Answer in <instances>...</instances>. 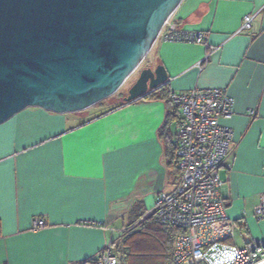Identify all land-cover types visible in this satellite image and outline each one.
<instances>
[{
    "label": "crops",
    "instance_id": "1",
    "mask_svg": "<svg viewBox=\"0 0 264 264\" xmlns=\"http://www.w3.org/2000/svg\"><path fill=\"white\" fill-rule=\"evenodd\" d=\"M246 13L255 14V29L238 31ZM173 18L207 31L215 48L199 68L204 43L158 37L155 64L165 67L170 91L219 86L234 96L226 121L233 159L220 168L222 192L242 244L264 238V216L254 214L264 198V0H181ZM121 101L72 112L28 106L0 123V264L88 260L121 236L135 207L147 215L156 195L173 188L179 171L168 165L160 133L165 99ZM176 124L168 125L175 144ZM37 216L44 227H33Z\"/></svg>",
    "mask_w": 264,
    "mask_h": 264
},
{
    "label": "water",
    "instance_id": "2",
    "mask_svg": "<svg viewBox=\"0 0 264 264\" xmlns=\"http://www.w3.org/2000/svg\"><path fill=\"white\" fill-rule=\"evenodd\" d=\"M180 2L0 0V123L28 106L72 112L114 94ZM167 79L161 63L144 67L122 100Z\"/></svg>",
    "mask_w": 264,
    "mask_h": 264
},
{
    "label": "built area",
    "instance_id": "3",
    "mask_svg": "<svg viewBox=\"0 0 264 264\" xmlns=\"http://www.w3.org/2000/svg\"><path fill=\"white\" fill-rule=\"evenodd\" d=\"M171 12L157 38L170 41L202 42L206 45L199 68L210 60L215 46L208 42L207 31L180 26ZM254 13H246L238 31L255 29ZM156 38V39H157ZM156 41V40H155ZM155 43V42H154ZM179 108L176 124V166L178 179L170 190L160 191L151 213L161 223L178 227L174 241L175 264H258L264 260V238H250L238 245L236 220L229 214L222 192L221 166L233 159L234 130L226 122L234 114V96L225 87L194 86L170 91ZM255 115V108L250 109ZM254 214L264 216V198L254 206ZM46 225L35 217L33 227ZM75 264H125L116 252L114 240L91 258Z\"/></svg>",
    "mask_w": 264,
    "mask_h": 264
},
{
    "label": "trees",
    "instance_id": "4",
    "mask_svg": "<svg viewBox=\"0 0 264 264\" xmlns=\"http://www.w3.org/2000/svg\"><path fill=\"white\" fill-rule=\"evenodd\" d=\"M143 98H162V99H165V101H166L167 117L165 119V123L163 124V127H162L160 133L165 138L167 137V144H166V149H167L166 153L168 155L167 163L170 167L176 168V170H177L178 168L176 166V144L173 143L170 139L168 125H169L170 121L174 118H176L178 121L180 118V114L177 113L178 112V106L174 105V102L171 99L170 89L166 84H163V85L151 90L147 94H145L143 96ZM111 100H113V99H111ZM123 102H125V101L122 100L121 103H123ZM121 103H119V104H121ZM119 104H115L114 106H117ZM133 216H132L133 217L132 220L130 222H128V224H126L125 228H127L128 226H130V225H132L138 221L139 222L142 221L141 223H143L144 221L148 220V222H150L151 224L147 223L145 227H141L142 228L141 231L146 229V232H145L146 234L154 233V234H158V236L166 237L168 239V241L170 242V246H171L170 257L172 259V264H175L174 260H173V248H174L175 237H176L177 233L179 232L178 227L175 225L165 224V223H161V222L157 221L152 213H149L147 215H145V214L143 215L142 212H139ZM137 232H139V231H137ZM126 233L127 232L124 231V233H122L120 237L122 238ZM136 236H138V234H136ZM125 237L127 239L124 240L123 247L120 248V249H122V253H121L122 259L124 260L125 264H141V259L143 257V254L136 253L137 250L134 249V246L132 243V241H133L132 238L129 239V236H125ZM118 239L119 238L114 239V242H115V240H118ZM118 250L119 249H117V251Z\"/></svg>",
    "mask_w": 264,
    "mask_h": 264
},
{
    "label": "rangeland",
    "instance_id": "5",
    "mask_svg": "<svg viewBox=\"0 0 264 264\" xmlns=\"http://www.w3.org/2000/svg\"><path fill=\"white\" fill-rule=\"evenodd\" d=\"M155 55L153 51H149V53L144 57L141 61L137 69L129 76V78L125 81V83L110 97L106 98V100H122V96L127 93L129 86L136 80L138 72L142 67H147L148 65L155 63ZM109 102V101H108ZM143 207L141 208V211ZM139 206L133 211V215L139 213ZM134 217V216H133ZM142 222V221H141ZM136 222L127 228L124 229L127 233L121 238L120 236L118 240H115L114 247L116 252L121 256L122 248L124 240L127 238L125 236H129V239L132 238V243L134 249H136V253L143 254L141 259V264H172V259L170 257L171 254V246L168 239L164 236H158V234L149 233L146 234V229L141 231V227H145L146 224H151L148 220L143 223ZM141 223V224H140ZM124 231L122 233H124ZM139 231V232H137ZM121 234V233H120ZM138 234V236H136ZM235 241L238 244L243 243L242 236L240 232L235 231ZM117 249H119L117 251Z\"/></svg>",
    "mask_w": 264,
    "mask_h": 264
},
{
    "label": "flooded vegetation",
    "instance_id": "6",
    "mask_svg": "<svg viewBox=\"0 0 264 264\" xmlns=\"http://www.w3.org/2000/svg\"><path fill=\"white\" fill-rule=\"evenodd\" d=\"M155 65H156L155 63H152V64H150V65H148V66H151V67H153V68H154V67H155ZM142 68H144V67H142ZM142 68H141V69H142ZM141 69H140V71H141ZM140 71L138 72V75H139ZM138 75H137V76H138Z\"/></svg>",
    "mask_w": 264,
    "mask_h": 264
}]
</instances>
